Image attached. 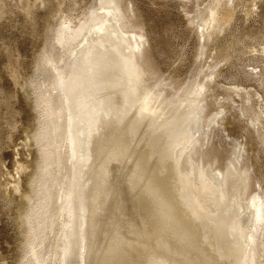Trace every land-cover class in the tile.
Segmentation results:
<instances>
[{"label": "bare ground", "instance_id": "6f19581e", "mask_svg": "<svg viewBox=\"0 0 264 264\" xmlns=\"http://www.w3.org/2000/svg\"><path fill=\"white\" fill-rule=\"evenodd\" d=\"M263 1L187 0L173 43L136 0H0V264H264ZM249 53L263 91L218 79Z\"/></svg>", "mask_w": 264, "mask_h": 264}, {"label": "rangeland", "instance_id": "374dc122", "mask_svg": "<svg viewBox=\"0 0 264 264\" xmlns=\"http://www.w3.org/2000/svg\"><path fill=\"white\" fill-rule=\"evenodd\" d=\"M137 1V4H138V6H139V8L145 13V15L146 16H148V17H152V18H154L155 19V17H156V19L158 18V19H160V21H161V24H163V25H160V26H165V27H162V28H168V27H170V25L173 23V25H171V27H172V29L170 30V31H168L167 29V31H168V33H169V36L171 35V38H172V35H173V33H174V37L175 36H177V37H175L176 38V41H175V39L172 41L171 40V38H168L167 37V35H165V38L167 39L166 40V42L167 41H172L173 43H178V42H180V41H183L184 39H183V36L184 35H186L185 34V28H186V26H185V15L184 14H186L184 11L182 12V10L180 9L182 6H181V4L183 3V2H185V1H187V0H167V1H169L167 4H166V1L164 0H136ZM154 1V2H153ZM163 2V3H162ZM150 3H151V5H150ZM188 8H191V7H193L192 5L194 4V0H191V1H189L188 0ZM146 4V5H145ZM162 4H165L166 6H167V8L166 7H161L160 5H162ZM191 4V5H190ZM150 7H149V6ZM141 6V7H140ZM148 6V7H147ZM160 7V9H159V7ZM181 6V7H180ZM155 7V8H154ZM158 7V8H157ZM172 7V8H171ZM158 10H157V9ZM259 9H257V14H255L254 13V17L253 16H251V17H249L246 21H244L243 20V12H242V7H240L239 9H238V13H237V20L235 21V23H234V25H233V31H235L236 30V32H241L242 31V33H245L246 31H249V30H251V29H255L256 27H258L259 25H260V22H261V18L264 16V1L263 2H261L260 4H259V7H258ZM17 8H15V10H16ZM36 9V8H35ZM156 9V10H155ZM162 10V11H161ZM36 14L39 16V17H41L42 15H43V13H44V8H42V7H38L37 9H36ZM178 12H179V14H178ZM181 12V13H180ZM151 13H153V14H155L156 16L154 17V15L152 16L151 15ZM22 16L20 17V27H18L17 29H15V30H13V34L12 35H16V37H17V39H18V41H16V43L15 44H17V46H18V48L21 50V51H26V50H28L29 49V47H30V45H31V42H30V40H29V38L26 36L27 34H24V32H23V30L25 29V27H26V21H25V18H23L24 16H23V13L21 14ZM172 15V16H171ZM176 15V16H175ZM179 17H178V16ZM256 15V16H255ZM262 15V16H261ZM182 16V17H181ZM177 17V18H176ZM3 19V18H2ZM1 19V20H2ZM155 19V20H156ZM174 19V20H173ZM176 19V20H175ZM0 20V22H2ZM43 22V21H42ZM175 22V23H174ZM25 25H24V24ZM154 24V23H153ZM178 24H179V27H178ZM166 26H168V27H166ZM184 27V28H183ZM183 28V29H182ZM237 28L238 29H240V30H237ZM177 29V30H176ZM235 29V30H234ZM249 29V30H248ZM24 36H23V35ZM183 34V35H182ZM22 36V37H21ZM29 36V35H28ZM30 37V36H29ZM173 37V38H174ZM5 41H6V38H3L2 40L0 39V48L1 47H3L4 46V43H5ZM175 41V42H174ZM18 42V43H17ZM190 42V43H189ZM189 42H186L187 44H185L186 45V52H185V56H183V59H182V61L181 62H179L178 63V69L180 70V71H182L183 70V68L185 69V65H186V62H187V60L189 59V57H190V55H191V52H192V49H193V43H194V38H190V40H189ZM192 42V43H191ZM184 43V42H183ZM3 45V46H2ZM188 45V46H187ZM192 45V46H191ZM16 46V45H15ZM192 47V48H191ZM190 51V52H189ZM189 55V57H187ZM248 55V54H247ZM247 55H244L245 56V58H242V60H239L238 62H236V64H234L233 65V67H235L236 65H237V63H238V65L235 67V68H237L238 70H239V73H238V70L237 69H235V68H233V67H228L229 66V64H225L222 68H223V70H224V75H222V77H219L218 79H220L221 78V80H223V82L224 83H226V82H231V81H235V82H237V83H239V84H242V85H244V86H250V87H253V88H256L257 90H262V88L260 87V79L258 78V77H260V74H259V70H261L262 69V67H261V65H262V63L259 65H256L255 66V68H254V66L253 65H255L254 63L255 62H253V60L255 61V58H257L256 56L257 55H255V54H250L249 53V55H248V57H249V61L247 60ZM243 56V57H244ZM247 57V58H246ZM251 57H253L252 59H251ZM247 61H246V60ZM245 60V61H244ZM242 62H243V65H242ZM7 63V59H6V57L5 56H3V54L2 55H0V71L1 70H3V68L5 67V64ZM239 63H241V70H240V68H239ZM181 65H184V66H181ZM245 65V66H244ZM246 68V70H245V68ZM252 71H251V70ZM243 70V72H245V73H243L244 75H243V77H241L240 75H242V73H241V71ZM247 70L250 72H254L255 73V77H257V78H254V77H251V76H254V75H252V74H248L249 72H247ZM254 70V71H253ZM256 70V71H255ZM179 71V72H180ZM258 74H257V73ZM235 73H237V74H235ZM248 74V76H250V78L247 76V74ZM0 74H1V72H0ZM233 75V76H232ZM259 75V76H258ZM3 77H2V80L0 81L1 83H0V93H2V92H4V91H7L9 88H11V83H12V79H10V77L8 76V74H5V75H2ZM8 76V77H7ZM232 76V77H231ZM234 77H235V79H234ZM230 78V79H229ZM237 78V79H236ZM259 79V80H258ZM226 81V82H225ZM263 91V90H262ZM237 100H239V98L237 97ZM24 115V114H23ZM240 123H241V121H240ZM2 124V122H0V125ZM242 124V123H241ZM18 138H19V135L18 134H16L15 136H14V140L12 141V143H11V145H14V143L15 142H17V140H18ZM8 147H10V148H8ZM2 156V157H1ZM4 156V157H3ZM12 147L11 146H7V147H5L4 149H2L1 150V152H0V159H1V161L5 164V166L7 167V168H11V165H12ZM4 158V159H3ZM5 161H6V163H5ZM2 227H3V218L1 217V215H0V253L1 252H5V250L7 249V247H8V240H9V236H8V234H6V232H3V230H2ZM6 234V235H5ZM5 235V236H4ZM5 242V243H4Z\"/></svg>", "mask_w": 264, "mask_h": 264}, {"label": "water", "instance_id": "95a60500", "mask_svg": "<svg viewBox=\"0 0 264 264\" xmlns=\"http://www.w3.org/2000/svg\"><path fill=\"white\" fill-rule=\"evenodd\" d=\"M137 9L135 8V11H136ZM181 13V12H180ZM151 15L153 16H156L155 14H153V13H151ZM137 16H139V14H138V10H137ZM182 17V16H181ZM139 18V17H138ZM2 18L0 17V20H1ZM171 25H173V24H171ZM170 25V26H171ZM144 28H145V30L147 31V34H148V36H149V46H148V48H149V51L151 50L152 52H154L153 50H155V44H154V38L151 36V34H150V31H149V27H150V25H149V23H147L146 22V24L143 26ZM171 36V35H170ZM154 46V47H153ZM153 48V49H152ZM152 52L150 53V54H152ZM152 56V55H151ZM33 87V85L31 86V88ZM32 95L34 96V99H36V101H37V103H38V106H40L41 105V101H40V98H39V96H38V93L37 92H32ZM223 143V145L225 146V149L227 150V151H229V149H231V146L228 144L229 142H222ZM254 168H253V174H256V167H255V165L253 166ZM34 194V196H37V194L36 193H32V195ZM33 243H36V240L34 239V241H33Z\"/></svg>", "mask_w": 264, "mask_h": 264}]
</instances>
